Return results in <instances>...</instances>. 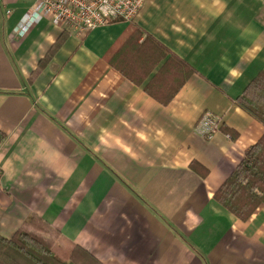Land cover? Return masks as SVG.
<instances>
[{"label":"crops","instance_id":"crops-1","mask_svg":"<svg viewBox=\"0 0 264 264\" xmlns=\"http://www.w3.org/2000/svg\"><path fill=\"white\" fill-rule=\"evenodd\" d=\"M37 1L0 0V236L37 215L102 264H264V206L244 222L214 199L264 134L237 104L264 71V0H145L133 22L197 71L168 105L105 57L132 22L67 31L35 77L65 32L17 35Z\"/></svg>","mask_w":264,"mask_h":264},{"label":"trees","instance_id":"trees-1","mask_svg":"<svg viewBox=\"0 0 264 264\" xmlns=\"http://www.w3.org/2000/svg\"><path fill=\"white\" fill-rule=\"evenodd\" d=\"M68 36L65 31L40 62L35 77L50 64ZM105 57L113 68L162 105L170 104L197 72L190 63L134 22L126 27ZM237 104L264 126V71L246 86L237 98ZM5 140L6 134L0 130V147ZM192 167L195 170L201 168L198 164H192ZM203 171L206 173L205 169ZM214 199L244 222L264 206V134L246 151L245 158L216 191ZM0 264L102 263L65 239L48 221L32 215L10 240L0 236Z\"/></svg>","mask_w":264,"mask_h":264},{"label":"built area","instance_id":"built-area-1","mask_svg":"<svg viewBox=\"0 0 264 264\" xmlns=\"http://www.w3.org/2000/svg\"><path fill=\"white\" fill-rule=\"evenodd\" d=\"M144 3L145 0H38L19 23L16 33L25 37L35 23L45 19L65 31L84 35L114 21L133 22ZM199 123L207 140H212L222 126L221 119L209 113Z\"/></svg>","mask_w":264,"mask_h":264}]
</instances>
